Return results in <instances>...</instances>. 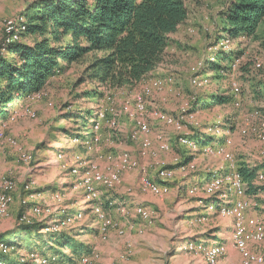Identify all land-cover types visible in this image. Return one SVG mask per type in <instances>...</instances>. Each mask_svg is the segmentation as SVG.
I'll list each match as a JSON object with an SVG mask.
<instances>
[{"label": "rangeland", "instance_id": "obj_1", "mask_svg": "<svg viewBox=\"0 0 264 264\" xmlns=\"http://www.w3.org/2000/svg\"><path fill=\"white\" fill-rule=\"evenodd\" d=\"M32 1L0 0V44L3 39L9 42L4 29L6 22L10 21L17 30L15 22ZM222 2L191 0L186 5L187 21L177 34L170 35L162 61L133 85L118 88L88 79L79 82L93 56L86 55L50 77L39 89L41 96L29 92L13 98L12 110L7 117L0 118V195L6 193L11 197L7 215H0V235L6 234L0 239V244H4L0 250L9 252L11 260L18 264L22 261L51 264L44 255L61 258L64 254L75 263L83 256L76 254L84 251L88 261L79 264H209L204 247L221 242L225 248L213 264H264V240L249 239L245 244L251 254L262 258L259 262L250 261L231 240L238 221L233 208L222 210L220 203L212 208L205 204L213 196L233 202L236 194L228 189L227 181L215 193L202 189L212 175H222L228 180L237 171L246 201L239 222L248 233L255 226L264 231V192L247 194L238 169L264 162V139H259L252 130L256 125L253 111L264 116V27L260 28L264 23L257 29L258 38L230 40L227 50L233 49L240 62L227 73L217 71L206 61L212 52L219 50V43L215 46L213 42ZM22 31L20 28L19 32ZM11 40L18 41L20 36ZM31 40L29 36L22 39ZM6 56L9 58L10 54ZM254 62L260 66H254ZM202 79L206 82L202 83ZM156 80L161 82L159 87L153 84ZM137 96H142L145 109L141 113L135 110V114L150 128L151 149L145 156L140 154L141 135L134 140L129 137L134 123L122 109L126 103L135 108ZM211 97H220V101ZM235 100L238 106L234 105ZM69 112L75 117L64 119ZM90 112L82 124L76 114ZM100 113L103 119L99 130L94 131L93 124ZM160 114L179 120L181 129L162 122ZM193 126H199V135L211 138L195 141L196 149L178 141L180 135L199 136ZM77 132L85 138H77ZM93 136L97 141L92 140ZM85 139L91 149L82 143ZM153 142L157 144L155 148ZM161 142H166L169 149L159 150ZM217 147L223 152H217ZM253 147L259 153H253ZM123 152L135 159L137 166L122 170L109 189L97 185L98 203L109 225L107 239L101 240L98 219L90 210L92 204L87 203L83 188L70 170L79 160H92L107 171L108 166L115 164V156ZM108 155L112 156L109 160ZM192 164L193 168L189 166ZM162 168L170 169L172 178H158ZM256 173L255 184L264 185V169L257 168ZM142 175L166 183L167 192L155 195L142 191ZM138 206L149 210V220L138 218L135 213ZM62 210L71 214L80 210L82 217L61 224ZM253 211L257 214L249 215ZM23 214L30 218L28 222L20 219ZM251 220L256 225L250 224ZM21 222H39L42 229L38 233H25L17 229ZM118 229L123 233L119 234ZM61 231L73 238L76 246L84 248L73 253L70 246H61V241L52 242L48 234ZM14 241L15 245H11ZM86 245L91 247L87 249Z\"/></svg>", "mask_w": 264, "mask_h": 264}, {"label": "trees", "instance_id": "obj_2", "mask_svg": "<svg viewBox=\"0 0 264 264\" xmlns=\"http://www.w3.org/2000/svg\"><path fill=\"white\" fill-rule=\"evenodd\" d=\"M187 15L186 0H33L14 24L16 28L25 26V30L18 32L14 26L6 33L9 42L3 39L0 44V118L7 117L12 110L13 98L38 91L50 77L86 55L93 56L79 76V82L88 79L118 88L139 82L162 61L170 35L185 22ZM217 18L213 45L226 37L231 42L245 37L258 38L257 29L264 23V0H223ZM14 35L20 36V40H11ZM26 36L32 40L22 41ZM6 53L10 54L9 58ZM212 53L206 63L225 73L230 71L234 60L240 58L233 49ZM212 97L211 100L220 101V97ZM76 115L83 124L91 112ZM74 117L69 112L64 119ZM193 128L199 135V126ZM75 136L85 138L78 132ZM208 137L206 134L195 138L188 136L195 141L211 139ZM238 169L247 194L258 190L264 192V185L255 184L256 166L244 165ZM222 201H225V209L233 203L213 196L205 204L217 205ZM216 209L220 210L219 207ZM41 226L39 222H21L17 229L38 233ZM48 235L52 242L61 241V246H70L73 253L84 248L76 246L75 240L62 231ZM4 236L6 234H1L0 239ZM83 252L77 253L76 257ZM62 253L65 252L62 250ZM61 255L63 258L52 254L43 257L51 264L72 262L70 257ZM10 257L9 252L0 250V262L18 264Z\"/></svg>", "mask_w": 264, "mask_h": 264}, {"label": "bare ground", "instance_id": "obj_3", "mask_svg": "<svg viewBox=\"0 0 264 264\" xmlns=\"http://www.w3.org/2000/svg\"><path fill=\"white\" fill-rule=\"evenodd\" d=\"M13 28H14V26H12V23L10 21H7L5 24V27H4L5 31L7 33H9L10 30ZM20 28L25 30V26L19 25L17 28L18 32L20 31ZM17 37H18V35L17 36L14 35L12 37V39H16ZM218 43H219L218 49L225 48L224 50H227L228 44L230 43V39L226 37V38L221 39ZM238 62H239V58L235 59V62L232 63V67H234ZM255 66L259 67L260 66L259 62H256ZM201 82L202 83L206 82V79H202ZM160 83L161 82L156 80L153 84L155 86L159 87ZM232 85H235V83H233ZM30 93L33 96H37V97L41 96V92L39 90L35 91V92H30ZM33 96H29V97H31L33 99ZM134 104H135V108H131L129 103H126L122 109L124 110L125 113H127V115L133 120V123H134L133 130H131L129 137L134 140V139H138L141 135V138H140V154L144 155L147 153V151H149V149H151V142L149 140L150 128L148 127V125L144 122V120L141 117H138L135 114V110H136V112L141 113L145 109L142 96H137L134 99ZM234 105L238 106L237 100H235ZM252 115H254L255 116L254 118H256V125L252 130H253L254 134L259 139L260 138L264 139V116L261 115L259 113V111H257V110L253 111ZM158 118L166 124L176 125V129H178V130L181 129V127H182V124L179 120H176L175 118L168 116L166 114H160L158 116ZM102 119H103V113H100L98 115L97 119L94 121V124H93L94 131L99 130ZM2 126H4L3 122H2ZM241 131L243 133L246 132V130H244V129ZM1 138H2V129L0 130V139ZM92 140L97 141V138L93 136ZM84 141L85 142H82V143H84V145H89L88 144L89 141H87V140H84ZM178 141H180V143L182 145H185V146H190V147L195 148V149L197 147V142H195V140L193 141L192 139L188 138L186 135H180L178 137ZM86 147L88 149H91L90 145L86 146ZM206 147L207 146H205L204 148L207 149ZM217 148H216L217 152L222 151V148H220V147H217ZM168 149H169V145L166 142H161L159 144V150L164 151V150H168ZM210 150H212V147L210 148ZM225 156L229 157V154H225ZM111 157H112L111 155H108L107 159L109 160V158H111ZM114 160H115V164H113L112 167L108 166L106 168L107 171L102 170L98 166V164L96 162H93L92 160H85V161L79 160V161H77V164L75 166H73V168L70 170L72 175L77 179V183L81 186V188H83L84 197L87 200V203L92 204L90 207V210L98 219L99 223H98L97 231H98V234H99L101 240L107 239V236H108L107 229H108L109 225H108V222L106 221V218L104 219V213L102 211L103 207L101 208L100 204L98 203L100 196H99V190L97 189V185H101V186H104V187L109 189V188L113 187V185L118 181L120 172L122 170L125 171L126 169H132V168L137 166V161L135 159L131 158L125 152L115 156ZM189 166L191 168H193V164L189 165ZM186 169H187V167H186ZM236 172H234V177H237L236 189H233L234 177L230 176L228 178V180H226V177H223L222 175H212L207 181H205L203 183L202 189L209 192V194L215 193L227 181L228 189L233 190L236 194L235 199L240 200V211H241V213H240L238 208H233V212L236 215L238 221H237L235 227L233 228L231 240L233 241V243L237 249H239L242 252H245L247 254V257L250 261H258L259 262L262 260V258L260 256H255V255L251 254L249 252V250L246 249L245 244L249 239H253V240H257V241L264 240V231H263V228L261 226H255V230L252 233H248L245 230V228L241 225V223L239 222V220L242 217V213H243V210L245 208L246 201H245V197L243 194L244 189H243V185H242L243 183H242L241 177ZM171 174H173V173L170 169L162 168L159 170V173L157 175L159 176L158 178H160L161 180H166L167 178H170L172 176ZM145 181H149V186L145 185ZM91 184H95V194H94L93 187L91 186ZM140 184H141L142 191L149 192V193H152L155 195L164 194L168 190V186L166 183H158V182H156L150 178H147L144 175L141 176ZM157 187H159V189H157ZM224 195L225 194L223 193L222 196H224ZM55 197H57V195H55ZM10 201H11V197L9 194L3 193L0 195V215L1 216L7 215L8 205H9ZM222 203L224 204V201H222ZM222 203H220V205H222L221 209L225 210L226 206L223 205ZM209 207L212 208L213 205H209ZM35 208L36 207H34V211H35ZM60 212L64 214L63 217L61 218L62 222H63L61 224H65L66 220H71V222H72V221L78 220L82 217V212L80 210L78 212L75 211L76 212L75 214L74 213L71 214L70 212L65 211V210H62ZM135 213L138 216V218L142 219L143 221H147L150 218L149 210L143 206L136 207ZM20 219L23 221H27V222L30 220V218L26 217L24 214L22 215V217ZM250 224L256 225L252 220L250 221ZM117 232L119 234L123 233L122 230H119V229L117 230ZM241 233H243V234H241ZM0 246H4V244H0ZM224 248H225V244L221 243V242L213 243L211 245L205 246L204 247V256H205L207 263L213 264L216 261V259L223 253ZM81 255H83V256H81ZM81 255H80L81 257L79 256L80 257L79 262L82 260L85 262L88 261V256L85 253H82ZM79 262L75 261V263L70 262L68 264H79ZM43 263H44V260H43ZM1 264H5V263H1ZM56 264H67V263H56Z\"/></svg>", "mask_w": 264, "mask_h": 264}, {"label": "crops", "instance_id": "obj_4", "mask_svg": "<svg viewBox=\"0 0 264 264\" xmlns=\"http://www.w3.org/2000/svg\"><path fill=\"white\" fill-rule=\"evenodd\" d=\"M190 2H191V0H186V5H187L188 3H190ZM186 21H187V19L185 20V22H186ZM185 22H184V23H185ZM184 23H183V24H184ZM181 26H182V24L177 28V30H176L173 34H177V33L179 32V28H180ZM262 27H264V25L261 26L260 28H262ZM260 28H259V29H260ZM263 33H264V32H263ZM173 34H171V35H173ZM172 37H173V36H172ZM156 145H157V144L153 142V145H152V146H153L154 148L156 147ZM254 149H255V151H253ZM252 152H253V153L258 152V149L253 147V148H252ZM258 153H259V152H258ZM252 165L255 166L256 164H252ZM256 167L258 168V170L262 171V170L264 169V162L258 163V166H256ZM254 214L256 215L257 213H256L255 211H253V212H251L249 215H254ZM107 231H108V229H107ZM86 247H87V249H89V247H91V246H87V245H86Z\"/></svg>", "mask_w": 264, "mask_h": 264}, {"label": "built area", "instance_id": "obj_5", "mask_svg": "<svg viewBox=\"0 0 264 264\" xmlns=\"http://www.w3.org/2000/svg\"><path fill=\"white\" fill-rule=\"evenodd\" d=\"M234 90H236V87L234 88ZM231 176L234 177V172L231 173ZM236 182H237V177H234L233 189H236ZM145 185L149 186V181H145ZM91 186L93 187V191H94V194H95V184H91ZM157 189H159V187H157ZM231 207L232 208H238L239 212L241 213V211H240V200L234 199ZM241 234H243V233H241Z\"/></svg>", "mask_w": 264, "mask_h": 264}]
</instances>
